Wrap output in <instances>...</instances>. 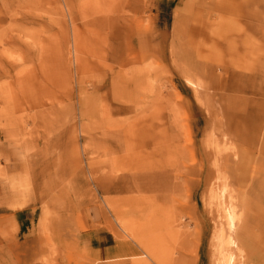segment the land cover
I'll return each instance as SVG.
<instances>
[{
  "label": "rangeland",
  "instance_id": "374dc122",
  "mask_svg": "<svg viewBox=\"0 0 264 264\" xmlns=\"http://www.w3.org/2000/svg\"><path fill=\"white\" fill-rule=\"evenodd\" d=\"M222 231L264 264V0H0V264H217Z\"/></svg>",
  "mask_w": 264,
  "mask_h": 264
},
{
  "label": "bare ground",
  "instance_id": "6f19581e",
  "mask_svg": "<svg viewBox=\"0 0 264 264\" xmlns=\"http://www.w3.org/2000/svg\"><path fill=\"white\" fill-rule=\"evenodd\" d=\"M233 213L230 212L229 215H228V218L227 219L230 221L228 223V226H232V219L234 217H235V221H236V219H237L238 222L241 221V217H242L241 214L240 213L239 214H236L235 213L236 215H234ZM230 215H231V217H230ZM221 229H223V228L221 227ZM225 234L222 231V233L219 236V244L220 245H219V248H218L219 256H218V263L217 264H231L234 261V255H233V253L230 252V251H228V248L232 247L231 244H233V239L231 238V236L229 235V233L226 234V235Z\"/></svg>",
  "mask_w": 264,
  "mask_h": 264
},
{
  "label": "crops",
  "instance_id": "0c3cea01",
  "mask_svg": "<svg viewBox=\"0 0 264 264\" xmlns=\"http://www.w3.org/2000/svg\"><path fill=\"white\" fill-rule=\"evenodd\" d=\"M106 247H110V245L108 244Z\"/></svg>",
  "mask_w": 264,
  "mask_h": 264
}]
</instances>
